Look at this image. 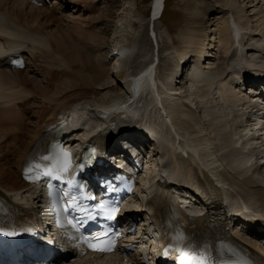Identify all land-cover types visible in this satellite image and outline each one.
Returning <instances> with one entry per match:
<instances>
[{
    "label": "bare ground",
    "instance_id": "6f19581e",
    "mask_svg": "<svg viewBox=\"0 0 264 264\" xmlns=\"http://www.w3.org/2000/svg\"><path fill=\"white\" fill-rule=\"evenodd\" d=\"M96 1L100 0H91L93 3ZM37 2L41 4L32 3L31 0H0V188L15 192L21 197H23L21 192L27 187V183L22 181V167L29 157V153H32L52 130L49 126L54 125L58 119L70 113V126L67 131L76 124H81L83 128L77 132L85 133V137L81 138L84 141L90 134L91 126L86 127L87 111H84L81 106L78 107V103L75 104V102L87 96L103 95V89L97 86L99 83L104 86V92L107 94L109 92L106 89L113 90L114 88L108 84L110 70L107 68L109 58L113 54L111 51L109 53L104 40L98 34L99 30L84 32L79 28L71 30L68 27L61 32L59 37L54 36L52 32V35H49L46 30L48 27L46 20L59 22L66 21L68 18L64 19L65 15L63 17L53 15L52 12L60 11L63 9L62 6L56 7L57 5L54 3L51 8L49 0H37ZM55 2L57 3V1ZM68 2L66 1L64 4L70 8L77 7L79 2H83V5L89 3L88 0H68ZM151 3L152 17L156 19L163 7L165 9L166 0H152ZM203 4L195 9H189L188 15H186L189 21H185L188 23L175 34L176 40L172 38L174 45L178 46L175 49L172 66L164 83L160 84L161 80L155 78L153 68L156 64L155 61L150 62L133 78L130 85L128 84V98L122 102L104 104L100 112L105 114L114 108L128 106L133 118L142 113L143 120L131 122L127 119V121L132 123L130 127L137 131L136 138L142 139L141 137L145 138L146 136L145 147L147 144L153 145L154 156L160 153L163 158L162 167L167 174L161 177L170 179L176 188L180 190L192 188L196 193H199L200 187L207 189L211 192V198L206 195L207 198L203 203L220 207V204H217L220 199L217 195L219 189L212 179L213 176L221 184V189L226 195V202L231 205L233 212L249 217L250 213L248 214V212L251 209L260 210L263 211L264 217V192H250L247 189V187L250 188L248 185H263L250 171L255 169L259 173V167H255L254 164H250L248 167V164L253 156L256 158L264 156L263 154L260 156L261 153L257 152L256 146L248 143L250 138L243 133L238 135L233 131V128H239V123L235 122V115H238L240 121L244 122L245 128L251 131V137L258 136L260 138L264 135L263 95L258 93L255 83L252 84L248 81V72H240L236 69L240 65L263 68L264 64L252 66L245 58L247 62H244V59L237 62L238 64L232 62L234 66L227 73L230 66L226 63L228 58H233L236 61L239 57H243V45H249V48L254 50L257 48L248 40L242 43L241 37L243 30H247L246 32L254 34V36H264V0H210ZM98 15L100 16V13ZM162 17L163 14L158 18L162 20ZM62 25L66 26L63 22ZM96 31L99 39L95 34ZM168 31L171 32V30ZM260 40L264 41V37ZM120 48V51L116 48V54L131 57L132 47L123 44ZM13 53L31 56L30 67L39 66L41 68L39 73L44 72L46 80L38 81L36 76V78L31 75L29 77L27 72L30 70L33 72V68L29 70L28 68H11L9 57ZM213 56L217 61L220 60L216 65L212 63ZM192 60H195V66H189ZM229 64L231 65V63ZM179 66L182 71L186 67L192 69L190 78H185L184 72L177 73ZM221 68L223 69L221 78L228 80V86L219 94L226 112H221V107L220 109L214 107L219 104L214 105L212 101L209 102L210 98L214 97L209 90L210 86L217 82L215 83L214 80L216 77L207 75L209 73L207 71L220 70ZM174 70L177 72L171 74ZM115 73L119 74V71L115 70ZM218 73L220 74V72ZM148 82H151L152 89L148 86ZM246 82H249L250 91L243 90ZM178 84H186L185 91L187 96H191L193 99L189 97L195 104L199 119H195L194 115L189 114L186 109L183 111L180 108H185V104L182 106L177 104L178 98L174 96H176L177 88L175 87ZM148 89L152 90V93L147 95L144 105L153 103L154 108L136 106L137 101L139 103L142 101V97L145 98L144 94ZM197 95L198 97L199 95L201 97L210 95L211 97H207L208 100L205 98V103L197 100ZM38 97L42 99L39 109L34 111L38 105L35 104L36 107L33 109L34 104H31V110H28L30 100L36 101ZM244 97H248V100L243 101ZM254 102H258L259 106L256 107ZM171 103L179 105L178 110L181 109L183 113L178 110L177 112L186 115L187 118L178 116L179 122L175 121L174 108L176 107L170 106ZM158 104L163 105L167 112L166 115L159 113ZM214 110L224 114H218ZM238 111L242 112L239 114ZM247 114L248 120L244 119ZM25 115L29 118L28 120ZM34 117L38 121L35 120L37 122L30 130L27 126L32 124ZM227 126L230 131L226 130ZM191 127L194 128V131ZM201 127L202 129H200ZM200 131L206 132L197 134ZM73 133L66 134V137L67 140L75 143L77 140L73 141L75 139ZM142 140L145 141V139ZM149 162L148 159L147 163ZM150 172L146 176L145 182L155 180V177H151L154 171ZM258 178L264 183V178ZM162 185L167 186L166 183ZM152 190L150 188L148 193ZM0 194H2L1 189ZM35 196H32L33 201ZM195 196L198 198L197 194ZM24 198L28 200L30 197L24 194ZM154 199L160 207L163 195L156 193ZM215 207L211 206L208 213L193 217L191 220L180 208L176 199L171 203V209L167 212L177 233L181 236H193L206 232L211 222V211ZM243 207L245 208L242 210ZM135 208H130V211ZM238 209L239 211H237ZM160 211L163 212V207ZM174 212L178 213L175 217L173 216ZM230 219L219 230V238H222L225 244L235 247L249 264H264V237L259 236V239L258 235L254 233L250 234L253 235L250 236L251 238L245 237L241 229L235 228V225L232 224L240 222L241 219L233 217ZM239 222L236 223V226L241 225Z\"/></svg>",
    "mask_w": 264,
    "mask_h": 264
},
{
    "label": "rangeland",
    "instance_id": "374dc122",
    "mask_svg": "<svg viewBox=\"0 0 264 264\" xmlns=\"http://www.w3.org/2000/svg\"><path fill=\"white\" fill-rule=\"evenodd\" d=\"M55 1H58L56 5L61 6L63 4V6H62L63 9H61L59 12L55 11L53 15H56L57 17H59V16L63 17L64 15L65 16L67 15V17L64 16L63 18L64 19L68 18V19L66 21L63 20V21H59V22L58 21L50 22L49 19L46 20V22H47L46 25L48 26L46 28V30H47L49 35H52L51 34V32H52V33H54V36L59 37V36H61V32L65 31L68 27L71 30H73V29L78 30V28H79L81 31H84V32L95 31L98 29L99 30L98 34L104 40L105 46L109 50V53L111 51V54H113L112 57L109 58V61L107 64V66H108L107 68H109V70H110L109 76H108V78H109L108 84H110L112 87H114L113 90L106 89V91L109 92V94H107V92H104L105 91L104 86H102L99 83L97 86L99 88L103 89V95L106 93L104 96L101 95L103 97L91 95V96H87L85 98H80L78 100V102L80 101V103L75 102V104L78 103V107H80V106L83 107L84 111H87L89 113L88 115L91 117V119L94 122H96V121H99V119H101V118H99V112L102 109V107L104 106V104H109L112 102H122L123 100H125L128 97L129 85H130L131 81L150 62L152 63L155 61L156 65H154L153 74L155 73L156 79L161 80L160 84H162V82L164 83V80H165L168 72L170 71L169 69L172 66L173 58L175 55V49L178 46V45H176V46L174 45L172 38H174L176 36L175 34H177L179 32V30L184 28V26L188 23L185 21H189V19L186 16V15H188L189 9H192V8L195 9V8H197V6L204 5L203 4L204 2L210 1V0H166L167 7H166L165 13L162 17V20L157 19V18L154 19L151 16V4H152L151 1L152 0H100V1H96L94 3L91 2V0H88L89 3L88 4L86 3V4L92 5V6L83 5L84 4L83 2H79V3H77L78 8L76 6L71 7V8L65 7L66 4H64V3H66L67 0H52L51 5H53L55 3ZM61 1H62V4H58ZM92 7H96V8L94 9ZM72 8H75V9H72ZM99 13H100V16L98 15ZM96 15H98L100 18ZM44 20H45V18H44ZM62 22L67 27L63 26ZM168 30H171V32ZM246 31L243 30V34L247 37V40L250 42V44L255 45L257 48L254 50V49H250L249 45H243V47H244L243 57L244 58L239 57L240 58V59L238 58L239 61H241V59L245 60V58H246L249 61V63H248L249 65H252V66L255 65L256 66L258 64H262V63L264 64V58H260L259 59L260 62H256V59H258V56H257V54H254V52H256L258 50L263 52L264 49H261V47H259V46L263 44L264 41L263 40L261 41L260 39H263L264 36H258V35L254 36V34H252V35H251V33L248 34L249 32H246ZM244 32H246V33H244ZM95 34L98 37L97 31L95 32ZM243 34H242V36H243ZM116 35H117V37H116ZM100 37H98V39ZM243 38H244V36H243ZM174 39L176 40V38H174ZM123 44H127L130 47H132L133 53H132L131 57H124L123 55H119V54L115 53L117 51L116 48H118V50L120 51V49H121L120 47ZM134 46H135V48H134ZM217 49H219V48L217 47ZM253 58H255V60ZM227 60L228 61L226 63H227V65L230 66V68H231V65L234 66L235 59L228 58ZM247 60H245L244 62H247ZM29 61H30L29 63L31 66V59H29ZM194 61L195 60H192L191 64H189V66H195ZM218 61H220V60L218 59ZM218 61L214 56L212 57V63L213 64L215 63L214 65H216V63ZM228 62L231 63V65ZM212 63H211V65H212ZM31 68H33V72H31V70L27 72L29 77H30V75H31V77L34 76L33 78L37 77L36 79L38 81L46 80V76L43 75L44 72L39 73V71H41V68L39 66L33 65L32 67H29L28 70ZM177 68H178V70H177L178 72L174 70L171 72V74L174 72H177L179 74L184 72L185 78H190V76L192 75V69H189L188 67L183 69V71L181 70V66H179ZM115 70L116 71L118 70L119 74H116V73L114 74ZM202 70L204 71V69H202ZM25 71H27V70H25ZM207 72H209V73L207 74ZM207 72H204V73L217 78V79L216 78L214 79L215 83L216 82L217 83L216 84L213 83L214 85L211 84V86H210L211 89H209L207 86V88L212 92V94L214 96L212 99L210 98L209 102L212 101V103L214 105H216V103L221 105V106L216 105L214 107H216V109H220V107H221L222 108L221 112H226V108L224 107V105H222L221 99L219 98L220 92L223 91L226 86H228L227 85L228 80H223L220 76V75H222L223 69L221 68L220 70H215V71L212 70V71H207ZM216 72H217V74H216ZM218 72H220V74ZM211 73H213V74H211ZM227 73H229V71H227ZM185 85L178 84L175 87V88H177V90H176L177 93L175 94L176 96H174V97H177L179 99V100L177 99V104H179L180 106H182V104H185V106H184L185 108H182L178 105L183 111H184V109H186L189 114L194 115L195 119H199V114L195 110V104L193 103V101H191V99H192L191 96H189L191 99L187 96V93L185 91L186 90ZM210 95H208V96L202 95L205 97H201V95H199V97H198V95H197L196 98H198L197 100H201L202 102H205L206 101L205 98L211 97ZM194 99H195V97H194ZM141 100L142 101L139 103L137 101L135 105L136 106H142L141 108H150V107L154 108L153 103H151V104L149 103L150 105H147V106H145L146 104L144 105V102L146 101V97L145 98L142 97ZM207 100H208V98H207ZM245 100L247 101L248 97L243 99V101H245ZM34 101L35 100H30L29 108L27 107L28 110H31V108H30L31 104L32 105L34 104L33 109H35V107L38 105L34 111H37L39 109V106L41 105L42 99L40 97H38L37 100L35 101L36 103ZM39 102H40V104H39ZM35 104H36V106H35ZM171 105L176 107V108H174V112H176L175 113L176 114L175 115V117H176L175 121L177 119H180L178 116H180L181 118L186 117V115L182 114L183 112L181 109L178 110L179 107L176 106L175 103H171L170 106ZM177 110H178V112L181 111L182 113L179 114L177 112ZM214 111H217V110H214ZM87 112H86V115H87ZM241 112L242 111H238L239 114ZM217 113L218 114H224V113H220L219 111H217ZM193 115H191V116H193ZM196 115H197V118H196ZM143 117H145V116H143ZM235 117H236L235 122H236V124L239 123V128H233V131H235V133H237L238 135L243 133V135L250 138V141L248 143L250 145L252 144V145L256 146L257 147L256 150L262 154V152H264V135H262L260 138L258 136L251 137V131L245 128V126L243 125L244 122L240 121V117L238 115H235ZM25 118L27 120L29 119V118H27V115H25ZM35 120L38 121V119L36 117H34L32 124H29V126H27V128L29 127V129L31 130L32 129L31 127H34L35 126L34 123L37 122ZM177 122H179V120H177ZM90 126H91V123H90V121H88L86 123V127H90ZM202 127L200 129H202ZM191 129H193L192 131H194L193 127H191ZM226 130L230 131L228 126L226 127ZM205 132L206 131H202V132L200 131L199 133L197 132V134H204ZM80 136H83V134ZM263 156H264V153H263ZM261 159H263L262 161H264V157L263 158H260V157L256 158L255 156H253L250 163L248 164V167H250V164H252V165L254 164L255 167L258 164H262V163H260ZM161 160H163L162 156L157 155V154H155V156L153 155V157L150 161L151 162L150 163L151 170L157 171V168L161 167V162H162ZM250 171L253 172V175L257 178V181L262 184V180L258 178L259 177L258 171L255 169L250 170ZM248 186L250 188L247 187V189H249L250 192H260V191L264 192V189H261L262 187L258 188V185L257 186L248 185ZM27 189H29V187ZM251 189H253V190H251ZM28 191H30V190H26L25 193L29 196L34 192V190H31V192H28ZM143 193H145L143 190L139 191V195L143 194ZM184 193L187 195H192V193L190 191H184Z\"/></svg>",
    "mask_w": 264,
    "mask_h": 264
},
{
    "label": "snow or ice",
    "instance_id": "6c2138e0",
    "mask_svg": "<svg viewBox=\"0 0 264 264\" xmlns=\"http://www.w3.org/2000/svg\"><path fill=\"white\" fill-rule=\"evenodd\" d=\"M11 234V233H10ZM107 233H102L100 235H97L92 238L91 241H89V247L92 248L95 251L99 252H108L113 249L114 241L107 240ZM193 261H196V264H208V261L206 258H193ZM181 264H193L192 261H182Z\"/></svg>",
    "mask_w": 264,
    "mask_h": 264
}]
</instances>
